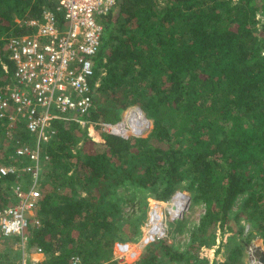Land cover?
<instances>
[{
	"label": "trees",
	"instance_id": "16d2710c",
	"mask_svg": "<svg viewBox=\"0 0 264 264\" xmlns=\"http://www.w3.org/2000/svg\"><path fill=\"white\" fill-rule=\"evenodd\" d=\"M44 7L55 1L0 0V90L15 68L5 39L35 31L27 20H40ZM101 22L90 119L116 121L137 105L153 127L145 136L96 139L89 127L55 122L40 175L41 224L27 232V247L46 255L37 264H72L74 255L81 264H120L113 246L129 228L112 199L120 186L144 192L143 200L167 201L183 190L205 206L190 249L159 239L132 264H163L154 249L169 261L208 264L198 250L213 229L224 230L243 194L264 241V0H118ZM13 154L0 129V165ZM15 180L0 175V200ZM253 233H242L244 243L223 264H238ZM130 234H139L138 225ZM258 245L264 252L260 238Z\"/></svg>",
	"mask_w": 264,
	"mask_h": 264
},
{
	"label": "built area",
	"instance_id": "2783aa9c",
	"mask_svg": "<svg viewBox=\"0 0 264 264\" xmlns=\"http://www.w3.org/2000/svg\"><path fill=\"white\" fill-rule=\"evenodd\" d=\"M54 1V8H43L40 20H27L28 25L36 26L35 31L5 39L15 68L11 80L0 90V129L14 154L10 163L0 165V175L13 174L16 180L4 189L6 200H0V242L20 236L25 244L29 226L41 224L36 215L42 198L40 175L50 159L47 146L56 135V121L93 131L99 126L103 132L123 138L130 134L121 135L118 125L125 122L127 127L133 126L125 118L116 123L90 119L99 86V79H94V57L104 31L101 18L118 0ZM190 198L183 190H177L166 202L154 198L141 243L165 238L168 222L182 216ZM178 204L184 208H177ZM37 252L42 249L38 247ZM137 256L128 242H117L112 251L114 260H134ZM71 263L81 264V258L74 255Z\"/></svg>",
	"mask_w": 264,
	"mask_h": 264
},
{
	"label": "rangeland",
	"instance_id": "374dc122",
	"mask_svg": "<svg viewBox=\"0 0 264 264\" xmlns=\"http://www.w3.org/2000/svg\"><path fill=\"white\" fill-rule=\"evenodd\" d=\"M127 110L128 108L120 111V118L118 120L108 122L116 123L121 119H124ZM148 126V131H146L145 133H140L139 135L145 136L148 134L149 130H151V128L153 127L152 120H150ZM102 132L103 131L98 126L94 134L95 138L99 137ZM131 135H133V133H131L130 136ZM141 193L142 194H140L133 187L120 186L112 195V199L120 203L119 206L121 208V216L119 222L121 224L126 222L125 225L127 223L129 225V228L125 232H123V237L127 238L126 241L123 242L133 244L138 253L137 258L134 260L125 259L123 261H120L116 259L115 261L120 264L135 263L137 260H139L144 249L153 243L152 242L146 245L141 243L148 221L152 200L154 199L153 197L149 196L145 200H143L145 193ZM245 199L246 194L240 195L238 197L235 205L229 213L228 223L225 226L224 230L216 227L211 232V235L209 234V245L202 246L198 250L199 260L205 261L208 264H212L214 261H216V264H223L227 261L230 262L231 260L229 256L231 255V253L236 249L237 246L244 243L242 233L246 235L249 230H253V236L250 241L246 242V245L243 248L241 260L238 261V264H264L261 258L256 255V251L254 249V245L258 242L259 238L263 243L264 241L263 238L254 230L255 228H253L251 222L249 221V212L245 209L244 206ZM185 210L186 211H184L182 216L179 218L181 220L180 222H176L177 219L175 221L172 220L168 222L167 235L165 236V238H163L171 248L181 252L190 249L192 234L199 224L200 218L205 211V206L202 202H196L190 198V202ZM36 215L38 217L37 213ZM130 222L132 224H130ZM136 225H138L139 234H130ZM115 246L116 243L114 244L113 249H115ZM218 247H220V250L219 252H216V249ZM258 249L260 250V248ZM154 250L155 252H157L158 258L163 264H183L179 261H169L168 257L163 255L161 251H158L156 249ZM31 251L32 250L27 248V242L24 244L20 236H13L11 238H8L7 240L0 242V264H27V262L29 261L28 255ZM33 251L35 250L33 249Z\"/></svg>",
	"mask_w": 264,
	"mask_h": 264
},
{
	"label": "bare ground",
	"instance_id": "6f19581e",
	"mask_svg": "<svg viewBox=\"0 0 264 264\" xmlns=\"http://www.w3.org/2000/svg\"><path fill=\"white\" fill-rule=\"evenodd\" d=\"M125 119H127L133 126L129 128L125 125L126 124L125 122L120 123V125L118 126L121 135H129L131 133H136V132L143 133V131L149 128L148 125L150 123V120L143 113L142 109L137 106H132L128 108ZM258 248L259 245L257 242L254 245L256 255H258L261 258V260H264V252L262 250H259Z\"/></svg>",
	"mask_w": 264,
	"mask_h": 264
},
{
	"label": "crops",
	"instance_id": "0c3cea01",
	"mask_svg": "<svg viewBox=\"0 0 264 264\" xmlns=\"http://www.w3.org/2000/svg\"><path fill=\"white\" fill-rule=\"evenodd\" d=\"M83 128V127H82ZM89 129V132L91 133V134H95V131H93L91 128H88ZM101 135H99V137H100ZM99 137H96L97 139H99ZM44 164H46V163H44ZM43 164V165H44ZM44 167V166H43ZM42 167V168H43ZM41 173H42V171H41ZM39 185H40V183H39ZM41 189V188H40ZM28 248V247H27ZM37 246H33L30 250H32L30 253H29V255H28V257H29V259L28 260H30V261H32V262H36V263H34V264H37V263H39V262H41V261H43V260H45L46 259V255L44 254V252L42 251V252H37ZM33 249L35 250V251H33Z\"/></svg>",
	"mask_w": 264,
	"mask_h": 264
},
{
	"label": "water",
	"instance_id": "95a60500",
	"mask_svg": "<svg viewBox=\"0 0 264 264\" xmlns=\"http://www.w3.org/2000/svg\"><path fill=\"white\" fill-rule=\"evenodd\" d=\"M183 206L181 204L177 205V208H182ZM184 208V207H183ZM264 262V260H262Z\"/></svg>",
	"mask_w": 264,
	"mask_h": 264
}]
</instances>
